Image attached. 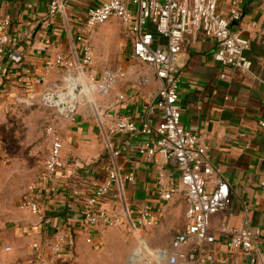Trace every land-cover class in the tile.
<instances>
[{
    "label": "crops",
    "instance_id": "crops-1",
    "mask_svg": "<svg viewBox=\"0 0 264 264\" xmlns=\"http://www.w3.org/2000/svg\"><path fill=\"white\" fill-rule=\"evenodd\" d=\"M106 1L0 0V20L9 18L11 21L10 48L23 58L19 64L8 58L0 61V121L5 108L43 103V96L48 92L58 94L67 89L70 92L78 86L87 94L84 98L72 96L76 99L71 100L77 106L76 112L70 117L59 114L61 119L55 121L54 127L63 138L64 152L73 158L72 165L54 180H41L36 190L40 214H26L10 235L23 264H42L36 255L43 249L45 255L48 254L44 244L49 238L50 225L71 234L75 255L86 243L95 242L105 227L89 226L82 213L88 198L111 172L118 174L120 182L112 189L109 200L100 203L98 209H121L125 204L133 209L151 206L158 220L155 227L174 236L186 225V208L181 199L158 205L160 170L172 176L173 182L180 180V173L172 162L163 154H157L152 161L141 156L137 149L143 140H133L127 152L118 157L113 155L129 139L110 134L109 128L118 118L128 117L137 122L148 120L153 124L161 122L159 115L148 117L146 114L151 97L160 87L159 82L151 77L146 85L138 84L139 75L147 69L137 64L141 69L136 70L130 54L120 56L122 61L133 63L117 68L130 73L129 79L116 90L124 95V101L116 95L100 96L99 104L95 105L91 91L94 87L82 70L78 84H73L77 80L73 77L78 72L76 69L66 71L48 66L58 56L75 62L79 60L81 46L77 37L85 32L86 12L90 6ZM53 2L59 3V11L51 15L49 8ZM229 5L230 0H219V11L228 15ZM242 10V19L232 27L251 40L246 52L252 63L250 72L216 61L217 44L205 38L202 32L186 37L178 64L182 77V122L203 137L211 164L231 188L230 210L212 217V232L216 237L215 264H252V258L264 264V128L260 126L264 122V37L252 33L250 26L252 22H264V0H244ZM120 33L116 25L106 22L87 34L94 43L95 60L101 58L100 44L118 38ZM135 79L137 82H132ZM88 105L96 116L88 113ZM127 176H133L134 181H126ZM208 187L212 190L214 186L210 182ZM245 219L261 230L257 247L250 253L230 249L227 236L219 233L222 222L234 229ZM89 237L92 243L87 242ZM134 237L137 239L138 235ZM172 238L166 245L151 246L168 248ZM33 243L40 244L41 248L33 249Z\"/></svg>",
    "mask_w": 264,
    "mask_h": 264
},
{
    "label": "built area",
    "instance_id": "built-area-1",
    "mask_svg": "<svg viewBox=\"0 0 264 264\" xmlns=\"http://www.w3.org/2000/svg\"><path fill=\"white\" fill-rule=\"evenodd\" d=\"M244 0H230L228 15L219 11V0H107L90 6L86 12L84 33L77 37L80 43L78 61L58 56L52 64L70 71L78 72L94 65L93 45L87 37L99 26L117 19L126 27L124 51H129L131 59L147 69L139 75L143 86L154 77L160 84L147 106V116L161 118L158 124L147 121L137 122L128 117L114 121L109 132L112 135L128 136V143L120 146L113 155L118 157L129 150L130 142L143 140L138 153L148 161L163 154L180 173V180L173 182L172 176L160 170L157 178L158 205H164L181 199L185 204L184 229L171 240L169 247L156 249L145 238L144 231L156 226L158 220L151 206L121 209H98L100 203L107 202L114 186L120 182L116 172H111L86 202L82 213L83 220L91 227L121 228L128 227L137 234L134 250L128 256L126 264H215L213 245L216 243L212 232V217L227 212L232 204L230 184L214 169L207 156V147L203 137L192 132L182 122L180 89L182 83L179 68V56L187 36L202 32L207 39L217 44L215 60L223 66L250 72L252 63L246 57L250 48V38L233 29V23L243 16ZM50 14L59 11V3L53 2ZM9 18L0 20V61L8 58L15 64L22 62L20 54L10 48ZM252 33L264 37V22H252ZM129 71L106 68L95 82L100 96L116 97L124 101V95L116 92L118 86L129 79ZM97 81V82H96ZM264 128V122L260 123ZM51 145L44 159V177L54 180L60 172L70 167L73 158L64 152V142L57 129H48ZM216 176V177H214ZM133 182V176L125 178ZM210 182L213 189H209ZM39 187V186H38ZM20 210L37 216L41 207L36 198L35 188L30 190L20 204ZM50 234L45 249L36 255L42 264H73L75 262L73 238L69 232L49 227ZM219 233L227 236V246L232 250L253 252L261 237V230L254 228L250 220L232 229L222 222ZM92 243V238L87 239ZM33 249L41 248L33 243ZM11 249L7 248V252ZM44 252V253H43ZM252 264H262L252 258Z\"/></svg>",
    "mask_w": 264,
    "mask_h": 264
},
{
    "label": "rangeland",
    "instance_id": "rangeland-1",
    "mask_svg": "<svg viewBox=\"0 0 264 264\" xmlns=\"http://www.w3.org/2000/svg\"><path fill=\"white\" fill-rule=\"evenodd\" d=\"M107 23L116 25L121 33L118 38L101 43L100 60L94 59L93 67L84 69L87 79L93 85L95 82L92 80H97L103 69L133 65L132 62L126 63L120 58L130 54L123 49L126 44V27L117 19ZM91 43L95 49L93 40ZM139 68L137 65L136 70ZM73 77L77 80L72 83L78 84L79 72ZM137 81L135 79L132 82ZM137 83L139 84V81ZM77 88L80 98L86 97L83 89L78 86ZM92 95L95 105H98L100 95L96 88H92ZM86 108L90 115L96 116L97 113L90 105ZM3 112V119L0 121V264H23L22 257H19L17 248H14L10 240V235L21 225L27 214L20 210L21 202L32 188H35L36 192L44 177V159L51 145L48 129L54 127L55 121L61 118L57 110L50 109L43 103L31 106L18 104L12 108H5ZM144 233L146 240L152 245H166L171 236L174 237L156 227ZM135 245L136 238L128 227L103 228L93 244L86 243L79 249L73 264H126ZM7 248L11 251L7 252Z\"/></svg>",
    "mask_w": 264,
    "mask_h": 264
},
{
    "label": "water",
    "instance_id": "water-1",
    "mask_svg": "<svg viewBox=\"0 0 264 264\" xmlns=\"http://www.w3.org/2000/svg\"><path fill=\"white\" fill-rule=\"evenodd\" d=\"M74 93L78 94L79 90L75 89ZM43 104L50 108L56 109L58 113L63 117H70L76 112L77 106H73L69 101L76 100L72 98V95L69 94L67 90H64L58 94L51 92L46 93L43 96Z\"/></svg>",
    "mask_w": 264,
    "mask_h": 264
},
{
    "label": "bare ground",
    "instance_id": "bare-ground-1",
    "mask_svg": "<svg viewBox=\"0 0 264 264\" xmlns=\"http://www.w3.org/2000/svg\"><path fill=\"white\" fill-rule=\"evenodd\" d=\"M91 85H93L92 84V82H91ZM93 87L95 88V85H93ZM74 91H75V89H72L69 93L72 95V96H78L79 94H76V93H74ZM92 91V90H91ZM73 106H75L76 104L75 103H73L72 101H69Z\"/></svg>",
    "mask_w": 264,
    "mask_h": 264
}]
</instances>
